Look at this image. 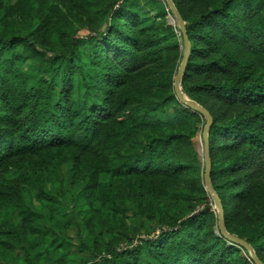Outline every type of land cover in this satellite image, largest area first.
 Returning <instances> with one entry per match:
<instances>
[{
  "label": "trees",
  "instance_id": "obj_1",
  "mask_svg": "<svg viewBox=\"0 0 264 264\" xmlns=\"http://www.w3.org/2000/svg\"><path fill=\"white\" fill-rule=\"evenodd\" d=\"M173 1L191 44L182 91L213 117L211 180L226 228L264 263V0ZM166 8L165 0H0V212L21 209L26 230L27 210H40L25 193L55 176L63 185L70 166L87 208L121 217L114 240L94 250L80 241L91 255L82 264L98 256L255 264L218 231L213 205L197 209L210 197L192 138L206 119L175 92L184 43ZM121 213L156 221L160 233L133 237ZM23 235L18 225L2 243Z\"/></svg>",
  "mask_w": 264,
  "mask_h": 264
},
{
  "label": "rangeland",
  "instance_id": "obj_2",
  "mask_svg": "<svg viewBox=\"0 0 264 264\" xmlns=\"http://www.w3.org/2000/svg\"><path fill=\"white\" fill-rule=\"evenodd\" d=\"M15 0H11V3H14ZM164 2V0H158ZM141 4L139 5V7ZM167 8H169L167 6ZM166 8V20L168 23L173 25L176 28L178 33L177 22L174 21L171 13L167 12ZM94 9H91V11ZM169 11V10H168ZM171 12V11H170ZM36 24V23H35ZM19 26V25H18ZM21 29L23 26H21ZM59 28V27H58ZM57 29V28H56ZM60 30L59 32H62ZM178 35H181L178 33ZM56 36V34H55ZM180 36V41L181 37ZM60 40L57 38L58 43ZM60 47V46H59ZM61 48V47H60ZM83 45L81 50L84 51ZM183 51V45L181 46ZM85 52V51H84ZM86 53V52H85ZM36 59V58H35ZM36 60H30L24 67L26 70H34L36 67ZM203 128H199L195 136L192 138V145L195 153L199 156L201 161L202 171L203 167ZM70 166H63V177L65 183L60 185L58 181V176H55L51 182H46L43 185H38L36 187L30 186L29 192L25 193L27 195L26 201L34 202L36 208L40 210L39 214L27 210V214L31 219V222L28 224L27 229L22 228V218L25 216L22 210L19 211L14 207V205H8L10 210L5 209L0 212V264H56L54 260L57 257H61L62 264H82L87 259H91V255L88 253H83L79 250V243L82 239L87 243L88 247L92 250L95 249L96 245H101L102 243H108L111 240L115 239V227L120 226V222L115 223L120 220V216L111 217L109 210H102L98 207L94 208L93 211H90L86 206V198H83L81 195V188H73L68 180V172ZM60 176V173H58ZM204 178V174H202ZM78 196L79 199H73V196ZM210 198L198 205L197 209H202L207 203L213 209L216 210L214 201L211 195H208ZM77 200V203L73 201ZM76 215V216H74ZM125 216L127 220L129 229L133 235L136 237L139 235L141 229L148 230L147 233H150L154 230L160 229L156 226L158 223L156 221H142L137 222L136 219L131 218L129 215L124 213L120 214ZM75 220V221H74ZM18 224L23 235V241L21 244H16L13 242L2 243L3 237L2 233L10 232L15 229ZM68 225V226H67ZM119 229V228H118ZM160 233V230L157 231ZM156 233V234H157ZM146 232L142 233L143 235ZM140 239L135 238L132 243H124L121 246V249L132 248L135 244L140 243ZM259 243V242H258ZM27 247L33 255L27 259L23 258L22 250ZM119 249V250H121ZM144 258V257H143ZM111 264L110 262H106ZM88 264H104V258L98 256L94 261H89ZM118 264H134V261H126L124 258L118 260ZM143 264H150L148 260H144Z\"/></svg>",
  "mask_w": 264,
  "mask_h": 264
},
{
  "label": "water",
  "instance_id": "obj_3",
  "mask_svg": "<svg viewBox=\"0 0 264 264\" xmlns=\"http://www.w3.org/2000/svg\"><path fill=\"white\" fill-rule=\"evenodd\" d=\"M165 2L171 11V15L174 21L177 22V26L179 29L178 33L182 34L183 43H184L183 58L181 60L177 74L174 77L175 92L181 103L192 108L193 110L204 116L206 119V125L203 129L204 144H203V157H202L205 167L204 183H205L206 191L208 192L209 195L212 196L216 210L218 212V231L221 233L223 237L229 240L230 244L232 245L235 244L238 245L240 248L245 249L249 253L250 258L254 261L255 264H264L257 258L255 252L252 250L251 246L248 244L246 240L230 234L226 228L222 201L219 194L214 190L211 180L212 162L210 156L209 131L213 122V117L207 108H205L203 105L196 103L195 101L184 95L182 91V85H181L182 78L187 68L191 44L188 36L186 21L182 17L179 9L176 7L173 0H165Z\"/></svg>",
  "mask_w": 264,
  "mask_h": 264
}]
</instances>
